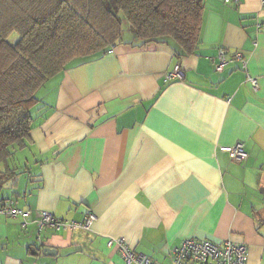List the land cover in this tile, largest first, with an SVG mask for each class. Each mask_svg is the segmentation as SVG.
<instances>
[{"label": "crops", "instance_id": "1", "mask_svg": "<svg viewBox=\"0 0 264 264\" xmlns=\"http://www.w3.org/2000/svg\"><path fill=\"white\" fill-rule=\"evenodd\" d=\"M136 44L128 31L37 91L48 86L52 97L37 98L27 144L8 163L16 175L0 186V205L29 210L30 221L0 215V264H127L110 238L158 264H172V249L185 239L230 241L247 248L246 264H259L264 0H203L194 55ZM221 50L229 62L217 73L212 60ZM177 64L184 78L166 81ZM238 142L248 153L241 164L220 150ZM88 211L96 220L87 233L36 225L41 212L80 221Z\"/></svg>", "mask_w": 264, "mask_h": 264}, {"label": "trees", "instance_id": "2", "mask_svg": "<svg viewBox=\"0 0 264 264\" xmlns=\"http://www.w3.org/2000/svg\"><path fill=\"white\" fill-rule=\"evenodd\" d=\"M202 13L203 0H0V186L16 175L8 163L27 144L49 79L120 43L123 22L136 47L194 55Z\"/></svg>", "mask_w": 264, "mask_h": 264}, {"label": "built area", "instance_id": "3", "mask_svg": "<svg viewBox=\"0 0 264 264\" xmlns=\"http://www.w3.org/2000/svg\"><path fill=\"white\" fill-rule=\"evenodd\" d=\"M238 0H222L225 5ZM233 60L238 61L240 69L245 73V80L250 85L253 91L258 89V80L251 77L247 71L246 62L241 53L233 54ZM223 50L219 51L216 58L212 60L213 69L220 73L224 66L228 63ZM184 71L179 64L164 75V79L182 80ZM222 152L227 153L232 161L241 164L248 158V154L242 143L238 142L232 146L220 147ZM0 215L16 218L19 217L22 226H25L30 221L31 213L29 210H21L14 206L12 201H6L0 205ZM96 216L90 211L86 212L80 221L62 220L55 218L47 212L38 213L36 225L38 230L43 227H50L54 231H66L87 233L91 230L92 224L95 222ZM107 246L117 250L119 255L127 264H158L151 258L134 252L122 238L108 239ZM247 248L244 245L226 241L216 244L207 240L185 239L179 246L174 247L171 251L172 264H246Z\"/></svg>", "mask_w": 264, "mask_h": 264}, {"label": "rangeland", "instance_id": "4", "mask_svg": "<svg viewBox=\"0 0 264 264\" xmlns=\"http://www.w3.org/2000/svg\"><path fill=\"white\" fill-rule=\"evenodd\" d=\"M17 36L14 34L12 35V37L10 38V41H14L16 40ZM121 38L122 40H126L128 38V30H127V24L125 22L122 23V33H121ZM52 92L50 91L48 93V86H45L44 89L40 90L37 94L36 98H41V99H45V97L48 95L49 97H52ZM15 156V155H14ZM264 191L262 192L260 189H257V191L255 190V195H256V203H259V207H261L264 210V195H263ZM256 208H257V204H256ZM258 209V208H257ZM259 210V209H258ZM257 214V213H256ZM261 215V213L257 214L256 219L258 220L259 216ZM258 229L260 234L262 235V237L264 238V222L262 223H258ZM259 264H264V248L260 253V259H259Z\"/></svg>", "mask_w": 264, "mask_h": 264}, {"label": "water", "instance_id": "5", "mask_svg": "<svg viewBox=\"0 0 264 264\" xmlns=\"http://www.w3.org/2000/svg\"><path fill=\"white\" fill-rule=\"evenodd\" d=\"M44 251H48V254H52V250L51 249H45Z\"/></svg>", "mask_w": 264, "mask_h": 264}]
</instances>
